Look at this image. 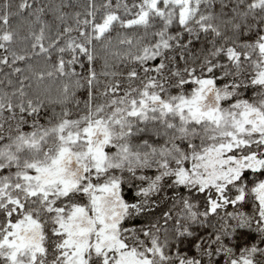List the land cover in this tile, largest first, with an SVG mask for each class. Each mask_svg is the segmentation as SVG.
I'll return each mask as SVG.
<instances>
[{
    "label": "snow or ice",
    "instance_id": "1",
    "mask_svg": "<svg viewBox=\"0 0 264 264\" xmlns=\"http://www.w3.org/2000/svg\"><path fill=\"white\" fill-rule=\"evenodd\" d=\"M0 49V264H264V0H4Z\"/></svg>",
    "mask_w": 264,
    "mask_h": 264
},
{
    "label": "trees",
    "instance_id": "2",
    "mask_svg": "<svg viewBox=\"0 0 264 264\" xmlns=\"http://www.w3.org/2000/svg\"><path fill=\"white\" fill-rule=\"evenodd\" d=\"M3 2H4V0H0V7L3 6ZM18 2H19V0H9V3L11 4L13 10L16 9V5L18 4ZM46 2H47V0H46ZM74 2L75 3H81V2H83V0H74ZM114 2H115V0H114ZM129 2H131V0H129ZM27 20H28L27 11L22 12L20 15H13L11 18L12 26L17 28L21 35H26L27 30H28ZM173 30H175V29H173ZM129 31H131V29ZM113 35H115V33H113ZM15 47L20 51L25 50L24 45L22 43H19V42L15 45ZM197 47H199V45H197ZM3 51H4L3 49H0V52H3ZM28 62L29 61H24L23 63H28ZM31 63L42 67L43 66V56L42 55L33 56L31 59ZM101 66H102V61L98 60L97 64H96V68L98 71L100 70ZM123 68H124V66L120 65V69L122 70ZM5 71H6V69H5ZM14 79H15V77H14ZM104 79H105V77L101 76V80H104ZM33 84L35 85V81L33 82ZM188 86L192 87L193 85L190 84ZM38 87H40L41 89H45V88L48 89L49 95L54 100L57 93L61 91L62 81H60L59 78L53 76L52 78H46L41 85H38ZM172 91L175 92L176 89L173 88ZM83 94H84L83 89H80L77 93V95L81 96L82 100H83ZM53 107H56L58 109L59 105L53 103L48 107L47 111L51 112ZM76 111H83V104H81L80 108H76L73 105V112L75 113ZM136 222L139 223V221H136Z\"/></svg>",
    "mask_w": 264,
    "mask_h": 264
}]
</instances>
